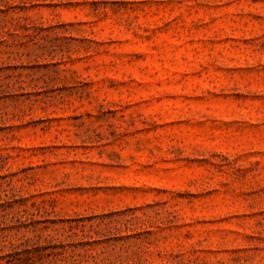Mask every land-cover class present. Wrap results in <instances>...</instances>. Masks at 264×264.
<instances>
[{"label":"rangeland","instance_id":"obj_1","mask_svg":"<svg viewBox=\"0 0 264 264\" xmlns=\"http://www.w3.org/2000/svg\"><path fill=\"white\" fill-rule=\"evenodd\" d=\"M0 264H264V0H0Z\"/></svg>","mask_w":264,"mask_h":264}]
</instances>
